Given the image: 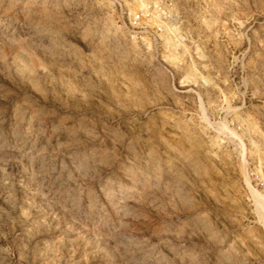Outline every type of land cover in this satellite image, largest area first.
<instances>
[{
	"label": "rangeland",
	"instance_id": "obj_1",
	"mask_svg": "<svg viewBox=\"0 0 264 264\" xmlns=\"http://www.w3.org/2000/svg\"><path fill=\"white\" fill-rule=\"evenodd\" d=\"M172 3L0 0V264H264V0Z\"/></svg>",
	"mask_w": 264,
	"mask_h": 264
},
{
	"label": "built area",
	"instance_id": "obj_2",
	"mask_svg": "<svg viewBox=\"0 0 264 264\" xmlns=\"http://www.w3.org/2000/svg\"><path fill=\"white\" fill-rule=\"evenodd\" d=\"M119 18L130 28L156 32H171L176 20L172 0H108Z\"/></svg>",
	"mask_w": 264,
	"mask_h": 264
},
{
	"label": "bare ground",
	"instance_id": "obj_3",
	"mask_svg": "<svg viewBox=\"0 0 264 264\" xmlns=\"http://www.w3.org/2000/svg\"><path fill=\"white\" fill-rule=\"evenodd\" d=\"M247 184H248L249 191L254 193V191H253L252 187L250 186L249 182H247Z\"/></svg>",
	"mask_w": 264,
	"mask_h": 264
}]
</instances>
